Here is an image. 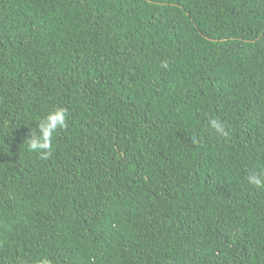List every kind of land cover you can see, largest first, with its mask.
<instances>
[{"label":"trees","instance_id":"1","mask_svg":"<svg viewBox=\"0 0 264 264\" xmlns=\"http://www.w3.org/2000/svg\"><path fill=\"white\" fill-rule=\"evenodd\" d=\"M251 175L264 0H0V264H264Z\"/></svg>","mask_w":264,"mask_h":264},{"label":"clouds","instance_id":"2","mask_svg":"<svg viewBox=\"0 0 264 264\" xmlns=\"http://www.w3.org/2000/svg\"><path fill=\"white\" fill-rule=\"evenodd\" d=\"M211 124L214 128L223 132V126L216 120H212ZM66 127L67 110L65 108L58 107L49 112L43 120L38 123L39 136L32 133L29 137V150L39 151L43 158H47V156L50 155L53 134L56 133L58 129ZM249 180L258 186L264 184V178L258 175H251ZM37 264H50V260L47 257H42L38 260Z\"/></svg>","mask_w":264,"mask_h":264}]
</instances>
